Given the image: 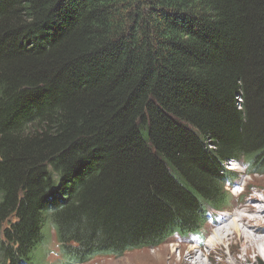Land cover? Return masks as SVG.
<instances>
[{"label":"trees","instance_id":"obj_1","mask_svg":"<svg viewBox=\"0 0 264 264\" xmlns=\"http://www.w3.org/2000/svg\"><path fill=\"white\" fill-rule=\"evenodd\" d=\"M243 162L264 175V0H0L1 264L51 227L61 264L199 234Z\"/></svg>","mask_w":264,"mask_h":264},{"label":"rangeland","instance_id":"obj_2","mask_svg":"<svg viewBox=\"0 0 264 264\" xmlns=\"http://www.w3.org/2000/svg\"><path fill=\"white\" fill-rule=\"evenodd\" d=\"M236 164L237 165L233 166L230 163L225 168L229 171L234 172L238 176V181L236 182L237 188L232 190L230 189L229 185L225 187L229 196V204L226 208H223L225 213L215 218L216 223L213 227L207 225V239L213 238V235L217 230L218 225L220 224L219 222H221L222 218L226 217V215L229 216L230 220L234 216V214H245L242 207L247 204V202L253 197V195L259 196L264 201V175L246 177L245 170L243 169L242 164ZM245 183H247L245 192L246 197L242 194L244 190V186L242 185H244ZM249 186L250 189H248ZM238 203L241 204L237 207L236 211V204ZM262 223L257 226V229H260L261 231L264 230V224ZM48 235L49 237L47 238L45 253L39 264H61L62 257L59 250V244L52 227L49 229ZM1 236L2 232L0 231V240ZM238 241L239 240H235L234 243L238 244ZM208 242L209 240L205 243V245L209 244ZM205 245L203 248L199 249L197 247H189L183 240L176 239V237H174L173 239L167 241L165 245L157 249H140L119 258H97L88 264H185L184 262H187V260L189 259H191L190 262L194 261V254L187 257L192 249H195V252L197 254L196 258L203 256V259L208 264H237L234 260V255L238 260L241 259L243 264H264L263 246H260V252L262 253L261 257L257 258L256 255H252L251 261L246 262L243 258V255L236 254V252H234L232 248L230 249L229 244H222V246H218L216 249L209 247L210 249L208 253V249L205 247ZM200 249L202 250V252H199ZM33 256H35V253L33 254Z\"/></svg>","mask_w":264,"mask_h":264},{"label":"bare ground","instance_id":"obj_3","mask_svg":"<svg viewBox=\"0 0 264 264\" xmlns=\"http://www.w3.org/2000/svg\"><path fill=\"white\" fill-rule=\"evenodd\" d=\"M242 209L245 214H234L230 219L231 221L227 215L222 220L220 219L221 222H219L220 224L213 238L209 239V244L205 245L208 249L207 253L210 249L209 247L216 249L222 244H229L230 249L232 248L236 254L243 255L246 262L251 261L252 255H256L257 258L261 257L260 246L264 248V230L257 229V226L262 222L264 224V201L259 196L253 195ZM235 240H239L238 244L234 243ZM192 254H194V261L190 262L191 259H189L184 262L185 264H208L203 259V256L196 258L195 249H192L187 257ZM234 260L237 264H243L242 260H238L235 255Z\"/></svg>","mask_w":264,"mask_h":264}]
</instances>
